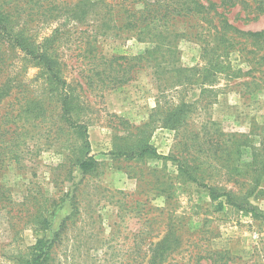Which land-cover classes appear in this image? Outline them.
Segmentation results:
<instances>
[{"label": "rangeland", "instance_id": "374dc122", "mask_svg": "<svg viewBox=\"0 0 264 264\" xmlns=\"http://www.w3.org/2000/svg\"><path fill=\"white\" fill-rule=\"evenodd\" d=\"M200 2L222 12L221 0ZM141 9L0 0L65 83L62 94L37 61L0 41V264H21L37 241L49 246L45 264H264V45L225 57L209 11L159 28L154 48L126 24ZM224 16L264 30V15L239 6ZM216 58L228 71L202 81ZM64 94L79 130L63 120ZM142 145L167 159L113 155Z\"/></svg>", "mask_w": 264, "mask_h": 264}, {"label": "trees", "instance_id": "16d2710c", "mask_svg": "<svg viewBox=\"0 0 264 264\" xmlns=\"http://www.w3.org/2000/svg\"><path fill=\"white\" fill-rule=\"evenodd\" d=\"M141 1L142 9L140 11L130 12L127 19H125L126 24L131 26L136 34L138 40H143L147 38L152 42L154 48H159L160 44L164 42L162 32L158 31L159 28L165 27L168 23H173L177 17L186 18L189 16L195 15H208L207 12H212L211 19H216L215 25H213V36L215 39H218L219 43L224 44L225 47V57L230 53L229 50H232L236 45H264V30L262 31H241L237 29L233 24L225 18L224 12L230 8L239 6L242 10H247L249 13L253 14L255 18L258 16L264 15V0H221L219 7H222V12L217 11L215 4H211L210 7H205L200 0H138ZM212 9V10H211ZM216 17V18H214ZM0 41L6 42L11 49H17L19 52L24 54L27 58L32 61H37V65H40L47 73V78L50 84L60 86V92L63 94L65 92L64 85L65 83L59 78V72L56 64L50 58L49 54L43 50L41 46L35 48L34 43H29L28 38L24 37L23 34L15 31V28L10 21L9 16H6L0 10ZM219 46V45H217ZM239 46L237 52L240 56V59L248 63L251 60L248 59V54L250 52L246 51L244 47ZM218 50V49H217ZM150 52H146L145 55H150ZM264 58V54H263ZM221 60H209L206 66L202 69V81L206 78L211 77L217 79L218 75H221L228 71ZM232 73H234L232 71ZM264 73V72H263ZM264 80V79H263ZM264 83V82H263ZM69 95L64 94L61 98V112L62 117L65 123L72 129L79 130L81 126L75 123L72 120L70 113V105L68 103ZM182 112L181 110L178 111ZM84 143L86 148L89 150V142L85 133ZM264 145V143L262 144ZM263 157H264V147H262ZM114 156H121L126 159H143L145 157H154L160 159H167V157L159 156L154 149L148 145H142L137 150L133 152H117L113 153ZM95 165V162L92 158L84 162H80L79 168L82 171H89ZM185 171V170H184ZM187 175L188 181L196 182L194 178H191L189 174L184 172ZM206 188V186L202 185ZM209 196L212 202H216L220 195L216 194L211 188L207 187ZM227 203L235 206L238 210L243 208L238 207L233 204L230 198H227ZM218 209L221 208V202L218 203ZM250 213L255 215L253 210H249ZM44 227L47 226V222L42 223ZM47 246L42 241H37L36 244L28 249L26 256L22 257L21 264H45L48 259V250ZM159 249V248H158ZM157 253V252H156ZM162 256V252L160 253ZM154 263V262H153Z\"/></svg>", "mask_w": 264, "mask_h": 264}]
</instances>
